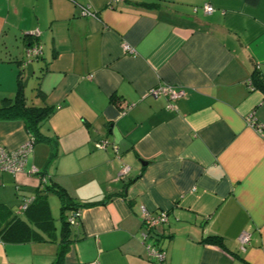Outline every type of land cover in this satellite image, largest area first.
Instances as JSON below:
<instances>
[{
    "label": "crops",
    "instance_id": "1",
    "mask_svg": "<svg viewBox=\"0 0 264 264\" xmlns=\"http://www.w3.org/2000/svg\"><path fill=\"white\" fill-rule=\"evenodd\" d=\"M34 45L40 56L27 61ZM29 62L30 89L31 78L23 87ZM258 78L264 0H0V102L22 81L28 104L54 107L40 127L51 142L33 143L23 171L0 172V264H54L48 196L56 194L46 195L44 223L33 208L13 212L39 193L41 177L77 204L64 211L79 215L69 223L63 264H157L144 233L169 264H264ZM157 84L183 90L174 109L148 95ZM249 115L259 127L248 125ZM28 136L21 119H0L6 150ZM100 140L106 148L95 147ZM142 209L166 213L167 222L145 228ZM244 230L250 241L242 250ZM210 236L222 246L202 242Z\"/></svg>",
    "mask_w": 264,
    "mask_h": 264
},
{
    "label": "built area",
    "instance_id": "2",
    "mask_svg": "<svg viewBox=\"0 0 264 264\" xmlns=\"http://www.w3.org/2000/svg\"><path fill=\"white\" fill-rule=\"evenodd\" d=\"M202 10L205 14H209L212 12V7L208 4L203 5ZM83 14H93L88 9L83 10ZM124 51L131 52L132 49L126 44H123ZM40 56V47L39 45L29 46L25 49V57L27 61H30L33 58H38ZM148 95L153 98H166L167 103L166 107L169 109H174V101L183 95V90L173 88L172 86L165 84H157L148 89ZM127 108V107H126ZM126 108L122 110V113L126 112ZM248 125L252 127H259L257 125L253 115H249L247 117ZM33 146V139L28 136L27 140L22 143L15 150H6L4 147L0 146V172L7 171L10 173H18L23 171L24 165L26 163V158L28 153L31 151ZM107 142L105 140H100L95 143L96 148H106ZM129 170L127 165H124L121 168L120 175L126 174ZM31 172L38 173V170L35 168L31 169ZM42 182L45 181L44 177L40 178ZM32 198H24L17 206V212L20 213L24 209H26L28 203ZM79 213L78 211H74L71 216L68 218V222L70 224H75L77 221ZM167 222L166 213L160 212L155 216L151 215L145 209H142V223L143 226L149 230L153 229L156 225L163 224ZM142 241L144 244V248L146 250V254L149 259L155 261L157 264H169L165 257L164 250L154 241L153 237L147 233L142 234ZM237 241L239 243L240 248L243 250L245 245H247L250 241V234L248 231H242L238 237Z\"/></svg>",
    "mask_w": 264,
    "mask_h": 264
},
{
    "label": "trees",
    "instance_id": "3",
    "mask_svg": "<svg viewBox=\"0 0 264 264\" xmlns=\"http://www.w3.org/2000/svg\"><path fill=\"white\" fill-rule=\"evenodd\" d=\"M21 76V75H20ZM19 76V78H20ZM257 78V77H256ZM253 82L255 86L264 92V81L262 79H253ZM36 94L44 98L43 93L39 90V88L36 89ZM54 107L49 106L47 104L42 106H34L31 104H28L26 101V97L23 93L22 88V81H19L18 83V90L16 91L15 95L12 98H4L0 102V119H21L24 122V127L26 131L28 132L29 137L33 139V143L35 142H48L50 143V137L43 135L40 131L41 124L49 117L51 112L53 111ZM55 156V153H52L50 156V159H52ZM45 180L42 182V189L39 191V193L36 194L34 198L31 199V201L28 203L26 209H24L20 213L17 212V206L14 208L13 212L15 214V217L26 213L30 211V209L33 208L39 216H37L36 220H39L40 223H44L47 219V217L50 218L49 215V209L46 202V195L48 192H54L61 202V218H62V239H61V246L58 251V254L56 256V259L54 261V264H63V256L67 250V247L69 245L70 239L68 236L69 230V222L68 219L66 220V217L64 215V211L67 209L73 208L74 210H77V204L72 201V198L69 197V195L66 193V191L58 186L48 185L46 184ZM42 194V195H41ZM22 199L20 200V202ZM19 202V203H20ZM44 215V216H43ZM19 219V218H18ZM15 224H25L23 222L13 223ZM26 225V224H25ZM25 240V238H20L17 241ZM204 243L213 244L217 246H222V241L219 237L216 236H210L206 237L202 240Z\"/></svg>",
    "mask_w": 264,
    "mask_h": 264
},
{
    "label": "rangeland",
    "instance_id": "4",
    "mask_svg": "<svg viewBox=\"0 0 264 264\" xmlns=\"http://www.w3.org/2000/svg\"><path fill=\"white\" fill-rule=\"evenodd\" d=\"M36 77L33 76V78H31L30 84H29V88L32 86V82L33 79H35ZM48 203L50 206V210H51V215H52V222L54 223V229H55V234H56V243H53L54 245H58L59 249L61 246V239H62V235H61V221H60V207H61V203L58 199V197H56V195L54 194H50L48 196ZM65 215H68V210L66 211ZM54 240V239H52Z\"/></svg>",
    "mask_w": 264,
    "mask_h": 264
},
{
    "label": "water",
    "instance_id": "5",
    "mask_svg": "<svg viewBox=\"0 0 264 264\" xmlns=\"http://www.w3.org/2000/svg\"><path fill=\"white\" fill-rule=\"evenodd\" d=\"M33 75H34V67H33L32 62H29L26 64V75L23 80V87L27 86L29 79L32 78Z\"/></svg>",
    "mask_w": 264,
    "mask_h": 264
}]
</instances>
